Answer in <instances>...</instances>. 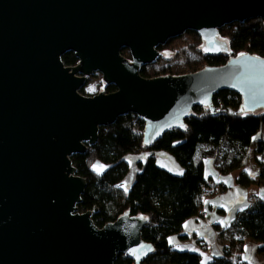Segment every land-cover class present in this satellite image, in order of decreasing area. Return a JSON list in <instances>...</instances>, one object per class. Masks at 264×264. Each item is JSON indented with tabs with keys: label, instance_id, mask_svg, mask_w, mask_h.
Instances as JSON below:
<instances>
[{
	"label": "water",
	"instance_id": "water-1",
	"mask_svg": "<svg viewBox=\"0 0 264 264\" xmlns=\"http://www.w3.org/2000/svg\"><path fill=\"white\" fill-rule=\"evenodd\" d=\"M250 19L264 20V0H0V264L146 260L154 247L141 239L145 217L126 212L98 228L90 211L79 213L86 181L71 157L128 114L143 120L149 146L183 130L194 107L214 112L222 91L240 96L246 112L264 111V58L139 74L169 40L193 32L205 52L218 53L217 31ZM68 53L75 66L63 64ZM96 73L115 91L81 95Z\"/></svg>",
	"mask_w": 264,
	"mask_h": 264
},
{
	"label": "trees",
	"instance_id": "trees-1",
	"mask_svg": "<svg viewBox=\"0 0 264 264\" xmlns=\"http://www.w3.org/2000/svg\"><path fill=\"white\" fill-rule=\"evenodd\" d=\"M182 36L188 39L177 47H172L176 39L158 46L160 58L154 64L142 66L140 76L152 79L195 73L207 66H223L241 54L264 58L262 19H250L220 28L216 34V42L220 45L218 53L205 52V44L196 33L186 32ZM165 53L174 57L168 59ZM121 55L131 62L128 50H122ZM61 60L65 66L77 64L73 53L65 54ZM173 62L183 65L181 73L172 71L170 64ZM99 87L96 94L115 91L102 78ZM83 91L84 88H81L79 93L83 94ZM212 106L214 112L205 107H194L185 120L183 130L167 132L149 146L143 143V120L136 115H125L113 125L100 128L94 146L83 154L71 157L76 174L86 181L78 205L79 213L90 211L91 219L98 228L115 222L126 212L131 217L143 216L147 219L141 239L151 244L154 251L141 264H202L201 255L179 251L170 246L167 239L179 235L182 224L196 217L202 208L199 195L212 182L205 177V160H211L220 174L240 169L255 141V155L259 156L258 181L253 183L247 174L241 172L236 184L264 187V111H244L240 96L228 91L216 93ZM139 152L148 156L144 162L137 164L138 172L133 184L129 190L123 191L121 185L129 171L125 157ZM156 152L171 155L183 173L174 175L160 168ZM96 164L102 165L104 170L97 172L94 169ZM221 190L224 191V188ZM226 232L234 235L235 239L223 248L221 257L208 264H243L245 241L253 243L257 253L264 255V199L251 198L248 207L236 214ZM114 264L134 263L119 254Z\"/></svg>",
	"mask_w": 264,
	"mask_h": 264
},
{
	"label": "crops",
	"instance_id": "crops-1",
	"mask_svg": "<svg viewBox=\"0 0 264 264\" xmlns=\"http://www.w3.org/2000/svg\"><path fill=\"white\" fill-rule=\"evenodd\" d=\"M255 144L254 141L240 169L220 174L215 170L211 160L204 161L205 177L211 179L212 182H217L220 188H224V191L202 203L201 209L205 215L186 220L182 224L180 234L167 239L170 246L179 251H191L201 255L202 264H208L213 259L222 256L223 248L235 239V236L227 233L226 230L234 221L236 214L248 207L251 198L264 199V187L256 184L242 187L236 184V178L241 172L247 174L253 183L258 181L259 156L255 155ZM147 156L146 153L139 152L125 157L129 164V171L121 185L123 191L129 190L138 172L137 164L144 162ZM155 158L157 165L169 173L174 175L183 173V169L168 153L156 152ZM250 161L253 168L249 169L247 166ZM95 166L94 169L97 172L104 170L100 164ZM125 183H127L126 187ZM248 257L251 258L252 264H264V255L257 253L253 243L245 241L241 262L249 264Z\"/></svg>",
	"mask_w": 264,
	"mask_h": 264
},
{
	"label": "rangeland",
	"instance_id": "rangeland-1",
	"mask_svg": "<svg viewBox=\"0 0 264 264\" xmlns=\"http://www.w3.org/2000/svg\"><path fill=\"white\" fill-rule=\"evenodd\" d=\"M187 39H188L187 36H185V37L180 36V37L176 38V40H174V43L172 44V47L179 46L180 44L184 43L185 40H187ZM165 57L170 59V58H173L174 56H173V54L165 53ZM170 65L172 66L171 67L172 71L175 72V73H181L183 71V69H184L182 64H178L176 62H173ZM100 84H101V75L100 74L96 73V74H93L90 77H88L86 82H85V85L83 86V88H84V91H83L84 96H91V95L96 94L99 91V89H100V87H99ZM90 88L93 89V90L89 91ZM83 94H81V95H83ZM255 112H257V111H255ZM247 167H249V169L251 167L253 168V165H252L251 161L248 163ZM126 184L127 183L124 184L125 187H126Z\"/></svg>",
	"mask_w": 264,
	"mask_h": 264
},
{
	"label": "built area",
	"instance_id": "built-area-1",
	"mask_svg": "<svg viewBox=\"0 0 264 264\" xmlns=\"http://www.w3.org/2000/svg\"><path fill=\"white\" fill-rule=\"evenodd\" d=\"M223 190H221L219 184L217 182H211L210 186L208 188H206L204 191L201 192V194L199 195L200 200L203 202H205L206 200L214 197L215 195L218 194H222ZM205 215V212L200 209L197 213V216H203Z\"/></svg>",
	"mask_w": 264,
	"mask_h": 264
},
{
	"label": "snow or ice",
	"instance_id": "snow-or-ice-1",
	"mask_svg": "<svg viewBox=\"0 0 264 264\" xmlns=\"http://www.w3.org/2000/svg\"><path fill=\"white\" fill-rule=\"evenodd\" d=\"M241 55H244V54H241ZM93 89H89V91H92ZM96 166H94V168H95ZM251 174V173H250ZM246 251H247V246H246V249H245ZM248 260H249V264H252V260H251V258L250 257H248Z\"/></svg>",
	"mask_w": 264,
	"mask_h": 264
}]
</instances>
